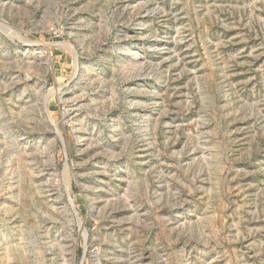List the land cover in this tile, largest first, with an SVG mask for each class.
I'll return each instance as SVG.
<instances>
[{
    "label": "rangeland",
    "instance_id": "rangeland-1",
    "mask_svg": "<svg viewBox=\"0 0 264 264\" xmlns=\"http://www.w3.org/2000/svg\"><path fill=\"white\" fill-rule=\"evenodd\" d=\"M0 264H264V0H0Z\"/></svg>",
    "mask_w": 264,
    "mask_h": 264
}]
</instances>
